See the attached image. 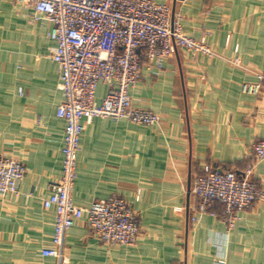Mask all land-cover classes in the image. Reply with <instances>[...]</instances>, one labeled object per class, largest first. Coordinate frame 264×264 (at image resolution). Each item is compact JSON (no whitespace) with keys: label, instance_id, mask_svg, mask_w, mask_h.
<instances>
[{"label":"crops","instance_id":"crops-1","mask_svg":"<svg viewBox=\"0 0 264 264\" xmlns=\"http://www.w3.org/2000/svg\"><path fill=\"white\" fill-rule=\"evenodd\" d=\"M161 1L212 55L179 51L161 71L144 67L131 98L159 115L157 125L81 121L73 203L119 196L135 209L140 234L132 246L109 247L77 222L65 238L68 264H264V201L231 225L219 205L191 223L197 200L188 193L205 165L240 177L249 171L264 190V162L250 151L264 138V93L241 92L264 74V0ZM30 19L29 10L0 0V155L26 167L18 194L0 196V264H54L40 253L53 233L42 199L61 177L62 95L49 24ZM105 92L97 87L98 103Z\"/></svg>","mask_w":264,"mask_h":264},{"label":"built area","instance_id":"built-area-1","mask_svg":"<svg viewBox=\"0 0 264 264\" xmlns=\"http://www.w3.org/2000/svg\"><path fill=\"white\" fill-rule=\"evenodd\" d=\"M13 1L30 11L31 23L49 24L47 36L53 44L49 58L58 68L56 89L62 95L55 111L64 122L61 177L50 184L42 199L43 209L53 214V233L41 256L54 264H68L65 238L77 222H83L85 230L106 246H132L140 234V223L135 209L123 198L112 195L87 206L72 201L84 132L81 121L109 118L157 125L159 115L135 106L131 98L144 67L161 71L166 60L179 51L205 56L212 52L203 37L195 40L183 33L181 18L161 0ZM256 77L257 82L241 85L242 94L257 98L264 93V74ZM99 85L106 87L100 103L96 101ZM250 151L255 162H264V138L254 142ZM249 174L240 177L233 169L203 166L188 184V193L197 200L191 223L219 205L223 219L231 225L238 213L264 201V190ZM25 175L21 161L0 155V196L17 195ZM139 198L137 190L134 200Z\"/></svg>","mask_w":264,"mask_h":264},{"label":"rangeland","instance_id":"rangeland-1","mask_svg":"<svg viewBox=\"0 0 264 264\" xmlns=\"http://www.w3.org/2000/svg\"><path fill=\"white\" fill-rule=\"evenodd\" d=\"M251 179V178H250ZM252 180V179H251ZM260 188V187H259ZM261 189V188H260ZM262 190V189H261ZM224 264V263H223Z\"/></svg>","mask_w":264,"mask_h":264}]
</instances>
